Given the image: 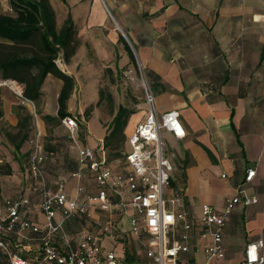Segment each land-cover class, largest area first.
I'll list each match as a JSON object with an SVG mask.
<instances>
[{
	"label": "crops",
	"instance_id": "1",
	"mask_svg": "<svg viewBox=\"0 0 264 264\" xmlns=\"http://www.w3.org/2000/svg\"><path fill=\"white\" fill-rule=\"evenodd\" d=\"M50 3L57 27L69 17L76 29L75 52L67 62L60 60L59 68L74 80L66 110L79 124V143L105 158L104 137L123 106L132 111L123 130L127 153L128 136L144 115L143 93L140 98L129 96L141 90L137 59L147 71L157 110L176 109L185 130L182 137L165 130L161 133L173 165L165 197L178 190L188 211L187 220L192 223L191 229L185 230L183 221H176L172 229L171 239L188 235L189 248L178 252L176 263L245 264V245L257 239L264 243V0ZM62 85V80L47 74L37 104L22 102L8 88H0V210H4V199L28 196L29 208L21 210L20 217L38 223H44L45 218L27 167V139L35 132H40L42 141L48 139L43 142L42 165L46 187L55 190L57 182L63 181L69 196L77 194V181L70 178L77 166V151L62 121L52 125L43 118L56 116ZM26 114L30 117L23 129L28 130V138L17 150L15 136ZM115 160L108 164L115 167ZM115 168L129 169L125 159ZM249 168L255 173L245 182ZM86 173L80 181L82 201L96 189L91 172ZM242 182L245 193L256 202L233 207L222 232L224 257L207 259L204 246L210 236L199 222L201 205L207 203L223 212L226 200ZM88 211L90 216L78 214L64 223L72 237L79 238L87 231L100 233L102 226L111 223L116 233L101 234L103 246L115 251L121 264H151L145 237L138 240L130 231L132 210L124 212L113 205L110 211H103L90 205ZM54 220H59V215ZM10 241L37 247L29 237L12 235Z\"/></svg>",
	"mask_w": 264,
	"mask_h": 264
},
{
	"label": "built area",
	"instance_id": "2",
	"mask_svg": "<svg viewBox=\"0 0 264 264\" xmlns=\"http://www.w3.org/2000/svg\"><path fill=\"white\" fill-rule=\"evenodd\" d=\"M136 73L143 93L144 115L127 139V171L115 170L93 148L81 145L76 118L65 116L61 121L77 151V166L70 173V178L77 181V194L69 196L64 190L63 181H58L57 188L50 190L46 187L43 175L42 135L37 131L28 138L30 149L27 167L35 181L33 187L40 194L39 208L45 221L38 223L20 217L21 210L29 208L28 196L4 199V210H0V251L6 255L9 264H121L115 251L106 249L101 241V234L112 232L111 223L102 226L100 233L87 231L79 238L72 237L65 230L64 223L73 216H90V205H97L103 211H110L113 205H119L124 212L132 210L128 217L130 231L138 240L145 237L146 256L151 264H177L178 252L188 250L186 233L178 239L170 237L176 221H183L185 230L191 229L192 223L187 220L188 211L178 190H174L171 197H165V189L171 182L173 165L166 156L161 136L165 130L175 137H182L185 130L176 109L164 112L157 110L147 71L137 59ZM4 87L22 102L32 103L23 97V89L17 81L0 78V88ZM86 170L91 172L96 189L82 201L79 199L83 192L80 181L87 176ZM254 173L255 169H247L244 181H249ZM243 183L237 186L235 195L226 200L223 212L207 203L201 205L199 222L204 233L210 236V242L204 246L207 259L224 257L222 232L233 207L236 204L246 206L256 202L254 196L245 193ZM126 192L129 193L127 201ZM56 215H59L57 221L54 220ZM12 235L36 239L37 247L13 244L10 241ZM263 262V240L249 241L244 248V263Z\"/></svg>",
	"mask_w": 264,
	"mask_h": 264
},
{
	"label": "trees",
	"instance_id": "3",
	"mask_svg": "<svg viewBox=\"0 0 264 264\" xmlns=\"http://www.w3.org/2000/svg\"><path fill=\"white\" fill-rule=\"evenodd\" d=\"M9 4L13 13L0 12V78L22 83L23 97L35 104L40 100L41 85L47 74L62 80L56 116H43L47 124L57 125L63 117L71 116L66 110V101L74 80L59 68L56 60L67 62L74 54L77 47L75 26L67 17L62 26L57 27L50 0H9ZM131 112L120 106L110 121L109 131L103 142V148L107 152L106 163L126 156L123 130ZM88 113L89 109L85 111L86 117ZM29 117L26 114L19 122L20 131L15 136L18 141L14 139L17 150L28 138V130L23 128ZM0 264H9L1 251Z\"/></svg>",
	"mask_w": 264,
	"mask_h": 264
},
{
	"label": "rangeland",
	"instance_id": "4",
	"mask_svg": "<svg viewBox=\"0 0 264 264\" xmlns=\"http://www.w3.org/2000/svg\"><path fill=\"white\" fill-rule=\"evenodd\" d=\"M0 12L1 13H13V11H12V9L10 8V4H9V0H0ZM61 27V26H60ZM59 28V27H58ZM56 63H57V65H59V67H61L62 65H61V61H60V59L58 60H56ZM134 95H137L139 98L140 97H142V92H141V90L138 88V89H136V92H131V93H129V96L131 97V98H134L135 99V96ZM47 138H46V140H43V142H44V144H46L47 143ZM67 140H69L68 138H67ZM27 141H28V139H27ZM29 144V143H28ZM123 148H124V146H123ZM125 159V158H124ZM124 159H120V160H115L114 162H113V164H112V166H115V167H117V166H119L120 164H121V162L124 160ZM27 161H28V158H27ZM118 161V162H117ZM111 166V165H110ZM115 167H112V168H115ZM116 169V168H115ZM129 199V193H126V195H125V201H127ZM112 232V234L113 235H115V233H116V230L115 229H112L111 230ZM79 236H80V234H79ZM15 249V248H14Z\"/></svg>",
	"mask_w": 264,
	"mask_h": 264
}]
</instances>
